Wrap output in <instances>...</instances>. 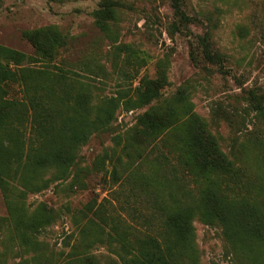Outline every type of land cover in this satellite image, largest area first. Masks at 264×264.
Masks as SVG:
<instances>
[{"label":"trees","instance_id":"trees-1","mask_svg":"<svg viewBox=\"0 0 264 264\" xmlns=\"http://www.w3.org/2000/svg\"><path fill=\"white\" fill-rule=\"evenodd\" d=\"M171 4L174 29L194 34L191 25L202 19L187 12L186 0ZM120 6L118 0H100L93 11L106 35ZM23 36L34 54L0 43V187L8 211L0 216V261L20 255L17 264H101L94 248L104 243L117 249L119 262L109 258L102 264H200L194 225L199 219L221 226L235 264H264L259 145L245 144L241 155L224 151L185 89L164 93V69L155 78L142 76L136 86L103 94L97 82L106 72L103 65L84 62L77 71L58 60L68 44L58 26L25 30ZM192 47L193 58L223 68L227 57L208 27L194 35ZM117 50L127 51L136 69L143 61L130 44L120 43ZM246 100L264 118V91L251 88ZM147 105L125 136L123 154L105 150L93 164L99 170L107 160L113 164L117 196L91 200L73 212L69 248L48 250L40 235L57 220L56 211L44 202L31 208L28 197L56 182L69 180L71 190L84 187L82 147L111 129L120 108ZM115 139L121 144V135ZM125 189L130 193L120 200Z\"/></svg>","mask_w":264,"mask_h":264},{"label":"rangeland","instance_id":"rangeland-1","mask_svg":"<svg viewBox=\"0 0 264 264\" xmlns=\"http://www.w3.org/2000/svg\"><path fill=\"white\" fill-rule=\"evenodd\" d=\"M99 1L0 0V43L34 54V47L23 32L56 25L68 37L58 60L63 59L77 71L84 62L103 65L106 72L97 81L103 94H113L119 85L136 86L142 76L155 78L164 69L167 75L164 93L172 96L185 89L195 111L208 121L224 151L241 155L245 144H257L264 153V118L249 110L246 100L247 90L264 91V0H186L187 12L203 21L191 25L194 34L174 29L176 17L171 0H118L121 3L118 20L112 23L110 35L95 23L93 11L99 7ZM205 27L210 29L216 49L227 57L223 68L201 61L199 56L193 58L194 35L202 33ZM120 43L139 51L143 61L137 69L128 61L127 51L118 55ZM148 107L120 108L111 129L93 135L82 147L80 166L86 167L82 177L84 187L75 185L71 190L69 180L56 182L28 197L31 208L44 202L56 211L57 220L40 235L48 250L69 248L67 243L72 240L67 235L75 229L73 212L91 200L117 196L113 194L119 188V184H114L113 164L107 160L99 170L94 161L105 150L122 155L127 132ZM116 135L122 136L121 144L116 143ZM123 169L125 176L128 170ZM123 192L120 200H126L130 190ZM7 214L0 187V216ZM194 225L200 264H235L221 226L199 219ZM94 251L100 255L101 264L109 258L119 262L113 246L97 243ZM20 259V255H13L0 264H17Z\"/></svg>","mask_w":264,"mask_h":264}]
</instances>
